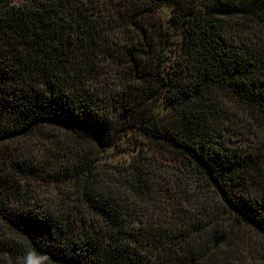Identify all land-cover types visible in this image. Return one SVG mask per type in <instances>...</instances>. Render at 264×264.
<instances>
[{
	"label": "trees",
	"instance_id": "trees-1",
	"mask_svg": "<svg viewBox=\"0 0 264 264\" xmlns=\"http://www.w3.org/2000/svg\"><path fill=\"white\" fill-rule=\"evenodd\" d=\"M97 7L0 0V264L32 250L33 264H264L262 244L257 260L238 254L264 239V0ZM105 63L114 84L100 90ZM241 111L263 138L254 154L228 144ZM130 133L174 157L173 191L149 182L141 146L129 165L104 160ZM28 138L45 159L12 151Z\"/></svg>",
	"mask_w": 264,
	"mask_h": 264
},
{
	"label": "rangeland",
	"instance_id": "rangeland-1",
	"mask_svg": "<svg viewBox=\"0 0 264 264\" xmlns=\"http://www.w3.org/2000/svg\"><path fill=\"white\" fill-rule=\"evenodd\" d=\"M11 1L14 3H23L26 0H11ZM83 1L87 5L88 2L92 0H83ZM201 1L203 2V0ZM93 2L98 3L99 7L97 8H101L102 5L105 6V0H93ZM170 10L171 8L168 6H163L161 8L155 9V12L152 13L151 15H153L154 20L158 21L156 22L157 25L159 24V22L167 21L169 14H170ZM106 14L107 15L103 16V19L105 21H108L109 19H111L113 16L116 15L113 11H111L109 14L106 12ZM126 33L128 34V32L115 33V36H117V38L121 40L123 39ZM115 65L116 64L114 63H111V64L105 63L103 67V70L105 71V73L102 74L101 80L95 83L98 89L102 90L104 87L110 88L113 86L114 83H113L112 77H114L113 69L116 68ZM105 100L106 99H104L103 102L100 101V106H101V112L103 111L106 113L108 110V107L105 103ZM158 107L161 109L163 108L162 105H158ZM244 117L245 115L241 111L238 115V118L235 120L236 125L235 124L233 125L236 128L234 129L236 133L229 136L228 144L233 147L242 148L244 151L251 152L254 154V151H256V148L258 152L260 148L262 147L263 138H262L261 133H259V131L256 128L251 127L248 124V122L244 119ZM45 129L46 131H48V128L45 127ZM132 134L134 133H130V134H127L126 136H123L121 141H119V145H117L114 148V152H112L109 156L105 157L104 160H107L109 162V165L112 164L113 166H117V167L129 165L131 159L133 161L135 158H138L136 154L139 151L136 150V148L141 146L143 148V152L141 153L147 155L148 158L152 157L155 160V162H157V165H156L153 162L150 163V161H145L146 163L148 162L150 164V168H151V170L149 169L150 175H151L149 178V182L153 184L154 186L160 185L163 188H165L166 184H168V186L173 191V189H175L176 187L172 186V184L169 183V181L171 182L172 179L174 178L173 176H176L177 174L175 173V169L177 168V165H176L177 163L174 157H172L169 154V152H167L166 149L156 146V145L143 144V145H139L138 147H136L134 144L135 142L133 140L135 136ZM34 142L36 143V145L34 144ZM37 143H38V138H28L25 142H19V144H15L11 148L14 149L12 150L14 151V153L16 152L18 153L17 156H22V154L27 155L25 152L29 145H32V147L37 146L34 149V152H38L37 155L38 156L41 155V158L45 159L46 158L45 156L47 154L46 150H49V149H45L47 145H44L42 143H39V144ZM42 150L45 156L39 153V151H42ZM141 161L143 162V160ZM32 182L35 183L34 186L33 184L31 185L36 190L35 192H37L38 195L44 196V194H47V192H50L51 194H55V190H54V187L52 186L53 185L52 183L44 184L42 183L43 181L37 182L35 180H33ZM193 187H194V184H193ZM29 188H31V186ZM190 191L193 192V190L191 189ZM153 196H154V199L157 200L155 203L157 207H165V197L163 193H161L159 198H157V195H153ZM175 196H179V194H176ZM152 206L154 205H150L149 209L143 208L144 211L146 212L139 216L140 220L142 221H139V222L137 221L136 225L142 226V222L143 223L146 222V216L150 215L152 211ZM186 207H188V205ZM149 218L152 219L154 217L150 215ZM250 234H253V235H251L248 242L245 243L243 249L240 250V252H238L239 257L243 260L245 259L246 260H249V259L257 260L259 258L257 256L258 253H261L260 245L261 244L264 245V239L258 240L254 236L253 232Z\"/></svg>",
	"mask_w": 264,
	"mask_h": 264
},
{
	"label": "clouds",
	"instance_id": "clouds-1",
	"mask_svg": "<svg viewBox=\"0 0 264 264\" xmlns=\"http://www.w3.org/2000/svg\"><path fill=\"white\" fill-rule=\"evenodd\" d=\"M36 255V251H28L24 257L22 258L21 264H33V257ZM42 256H45L46 254H41Z\"/></svg>",
	"mask_w": 264,
	"mask_h": 264
}]
</instances>
